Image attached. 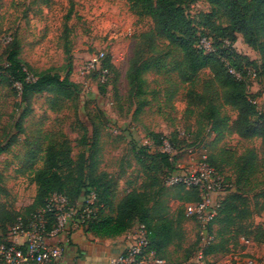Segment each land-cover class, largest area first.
<instances>
[{
  "label": "rangeland",
  "instance_id": "obj_1",
  "mask_svg": "<svg viewBox=\"0 0 264 264\" xmlns=\"http://www.w3.org/2000/svg\"><path fill=\"white\" fill-rule=\"evenodd\" d=\"M227 11V3L213 5L207 0L194 2L188 10L201 33H208L204 14L217 12L214 22L229 26ZM153 28L152 20L138 16L126 0H0V67L6 66L9 47L17 42L23 62L38 72L51 70L64 78L69 49L70 79L80 88L72 100L35 95L30 113L21 119L25 105L20 89L0 70V213L27 215L37 194L34 173L51 154L68 186H73L77 165L82 156L89 157L96 138V173H107L117 184L112 209L127 194L146 190L164 203L169 217L184 214L179 237L156 251L170 264L197 258L206 249L197 223L186 216L185 205L176 197L178 188L166 187L162 169L140 153L145 149L146 154H155L153 135L165 136L175 140L178 150L194 149L192 156L182 153L175 158L178 168L188 169L206 154L232 186V194L240 197L236 202L240 213L230 226L221 224L223 215L212 224L214 241L207 248L214 247L215 252L205 258L244 259L252 253L263 254L264 142L241 138L234 130L237 112L226 105L220 107L221 130H213L207 103L223 104L218 86L211 83L208 71L194 85L182 83L172 71L179 54L170 52L164 39L144 36ZM235 37L234 50L243 58L248 95L264 112V77L257 66L260 55L241 33ZM99 51L111 64L106 85L96 76L82 74L88 58ZM134 59L147 63L141 74L142 90L128 78ZM247 69L258 75L253 77ZM251 154L256 157L255 171L242 173L244 160ZM112 209L108 214L115 216Z\"/></svg>",
  "mask_w": 264,
  "mask_h": 264
},
{
  "label": "trees",
  "instance_id": "obj_2",
  "mask_svg": "<svg viewBox=\"0 0 264 264\" xmlns=\"http://www.w3.org/2000/svg\"><path fill=\"white\" fill-rule=\"evenodd\" d=\"M126 1L130 9L138 16L149 17L152 20L153 31L144 36L164 39L167 41L170 52L175 51L179 54L180 58L174 62L172 71L177 73L182 83L194 85L199 80L202 72L208 71L210 73V81L218 86L217 94L222 96L221 101L223 103L222 105L215 104L214 101L207 103L208 119L212 123L213 130L215 132L221 130L223 122L219 119L220 107L226 105L237 112L234 130L241 138L249 140L258 138L264 142V112L258 110L256 104L248 95V82L245 77V68L242 66L243 58L234 50L235 34L241 33L246 44L260 55L261 62L257 66L260 75L264 77V0H207L213 5L227 3V16L230 22L229 26L224 27L214 22L217 12L204 14L202 17L208 33L199 32L188 12L190 5L198 0ZM70 14L71 12H69L67 18L70 17ZM203 38L210 40L211 52H207L202 47ZM226 41L230 43L229 46L226 45ZM66 54L68 72L62 78L60 74L51 70L36 71L20 58L17 42L10 45L7 52L6 66L0 67V70L6 72L5 79L8 82L21 85L20 97L22 104L25 105L21 119L26 118L30 113L32 99L35 95L54 94L63 100H72L79 95L80 88L78 84L70 79L72 61L69 56V49L66 50ZM105 64L111 67L108 58ZM146 65L147 63H140L138 59H134L129 69L128 78L132 83L139 85V90H142V84L145 83L144 79L141 78V74L146 71ZM230 69L235 70L240 77L231 74ZM248 69L247 73L258 75L257 71ZM102 92L105 91L102 90ZM87 132L88 130L85 128L81 139L83 144ZM161 137L153 135L155 154H146L145 149L144 152L141 150L140 153L141 156L153 159L165 176L173 170V164L169 161V156L160 153L157 148L161 143ZM172 142L176 146L175 140H172ZM96 147L97 141L95 138L93 150L89 157L84 159L82 156V161L77 165L78 176L75 178L73 186H68L67 178L61 171L56 158L52 157V154L48 156L45 166L34 173L37 194L27 215H16L6 210H2L0 213V239L4 237L7 228L18 217L26 218L31 213L43 208L53 193L65 195L70 203L74 204L88 193L89 188H93L99 195L97 202L99 211L98 216L85 226L84 230L86 232L93 233L99 238H116L122 236L133 227L136 221H139L146 224L153 231L150 241L151 248L156 250V247H165L173 243L179 237V229L184 214L180 212L176 217H169L164 203L151 198V194L146 190L142 193L131 192L127 194L113 210L117 184L107 173H96L98 167L95 154ZM208 161L216 167L210 158ZM255 163L256 157L251 154L244 160L241 168L242 173L252 174L255 171ZM177 188L176 197L183 205L200 200L197 190ZM232 193H229L223 199L222 208L218 215V217L223 215L221 224L226 227L234 222V215L240 213L239 206L236 204L240 197ZM151 202H155V204L150 206ZM110 208L115 216L108 214ZM54 226L55 216L50 215L48 230H52ZM208 248L206 247L204 254L208 255L215 252L214 247Z\"/></svg>",
  "mask_w": 264,
  "mask_h": 264
},
{
  "label": "built area",
  "instance_id": "obj_3",
  "mask_svg": "<svg viewBox=\"0 0 264 264\" xmlns=\"http://www.w3.org/2000/svg\"><path fill=\"white\" fill-rule=\"evenodd\" d=\"M6 40L11 41V38ZM225 43L230 45L228 41ZM201 45L207 52L212 51L211 43L206 38L202 40ZM106 59L107 56L102 51L92 54L86 61L82 74L96 76L99 83L106 85L111 77L105 64ZM229 71L240 77L235 70ZM252 76L255 77L256 74L252 73ZM16 85L21 90V85ZM180 135L184 133L181 132ZM157 148L160 153L168 155L173 164V170L164 177V185L171 188L195 189L199 192L200 200L187 203L185 213L197 223L201 244L204 248L209 247L214 241L210 227L219 215L223 199L233 191L232 186L227 184L224 176L209 163L206 154L197 164L181 170L177 167L175 158L182 153L192 156L193 148L178 150L172 140L165 136L161 137ZM98 200L99 195L93 188H89L88 193L74 204H71L65 195L53 193L43 208L26 218L18 217L7 228L6 234L0 239V264H60L65 248L60 242L54 243V240L70 228L84 229L98 216ZM50 215L55 216V226L49 231ZM152 235L153 231L146 224L136 223L123 234V248L109 259V264H170L151 248ZM177 264H264V249L263 254L252 253L244 259L235 257L215 260H207L204 251H201L197 258Z\"/></svg>",
  "mask_w": 264,
  "mask_h": 264
},
{
  "label": "crops",
  "instance_id": "obj_4",
  "mask_svg": "<svg viewBox=\"0 0 264 264\" xmlns=\"http://www.w3.org/2000/svg\"><path fill=\"white\" fill-rule=\"evenodd\" d=\"M65 248L60 264H109L123 248V235L99 238L83 228H70L54 240Z\"/></svg>",
  "mask_w": 264,
  "mask_h": 264
}]
</instances>
